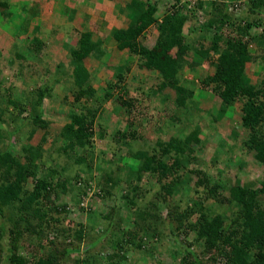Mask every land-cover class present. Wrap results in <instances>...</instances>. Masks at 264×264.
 <instances>
[{
  "label": "rangeland",
  "instance_id": "374dc122",
  "mask_svg": "<svg viewBox=\"0 0 264 264\" xmlns=\"http://www.w3.org/2000/svg\"><path fill=\"white\" fill-rule=\"evenodd\" d=\"M141 1L144 2V7L149 3L158 6L159 11L155 18L161 22L173 0ZM201 1L207 2V4L198 9L196 6L199 0H181V3L187 6L184 14L186 15L190 11L189 15L191 16V20L184 27V36L190 42L188 43L191 44V47L198 50L201 45L205 49L211 47L216 32L215 29L202 32L201 26L210 17L208 7L211 0ZM98 2L103 3L105 0L84 2V6L79 9L78 18L74 19L78 13L76 9L70 13L73 15L71 18L68 17V14L59 16L55 11V16L51 17L52 10L50 8L47 10V8L52 5V0H34V2H29V5L27 0H0V100H3L0 103V111L3 110L0 114V134L2 133L0 135V150L5 152L11 149L15 155H19L24 147L37 146L46 138L47 141L43 144L44 157L41 161V176L49 175L51 170L56 169L54 181H58L62 177V181L67 178L72 186L74 185V189H72L71 184H68L67 194L58 190L50 201L53 204H51L53 209L56 204H67L68 211L59 216L63 227L75 230L80 223L86 226L84 239L80 241L82 248L80 252L65 258L64 248L69 246L68 241L65 237L56 240L55 245L59 250L56 257L62 258L61 264H106V257L109 253L119 252L115 246L123 241V236L126 237L127 233L137 229L134 227L138 220L135 215L142 211L141 206L146 205L154 209L157 204L163 217H166L168 211L175 207L177 211H184L187 207H201L200 203H203L205 199L206 190L197 186L199 175L195 173L196 171L205 173L212 184L215 182L221 184L220 193L226 197L230 195L228 188L231 186L241 183L245 186L259 187L260 182L264 179V166L257 161L255 153L243 145V141H246L250 135L249 131L241 124L242 104L238 102L223 116L219 113L221 101L218 93H215L216 84L207 80L208 77L215 74L216 65L219 62L220 54L215 52H211L207 58H203L194 54L193 49L180 57L183 65L177 73L169 75L160 69H149L146 55L133 54L129 49L124 52L118 51L119 53L111 59L107 47L110 46L109 43L102 42V52L85 60L86 67L92 73L90 84L96 88L97 95L91 100H84L81 104L74 103L73 92L77 90L73 82L72 52L78 47L80 36L86 28H94L97 21L101 24L107 22L102 23L104 13L99 14L98 10L102 9L96 8ZM218 2L222 4L225 0H218ZM68 3L71 4V1ZM123 3L128 5L124 0ZM71 5L73 6V4ZM238 5L236 4L237 8ZM249 6L247 3V5L243 4L242 9L239 10L234 6L229 8V12H234L235 24L223 32L221 46L224 50L225 42L238 36L248 42L250 57L246 64L244 83L259 85L264 79V15H260L261 24L250 29L248 35L237 30L238 26L244 27L258 18L249 11ZM55 8L57 9L58 5ZM122 15H126L128 18L118 26L126 25L125 30H127L134 24L135 18L132 15L128 16L127 10H124ZM28 21L29 27H26L28 32L22 33L23 25ZM43 23H46L45 26ZM49 32L53 35L50 36ZM159 35L155 24L145 30L137 40L140 51H143V48L148 50L154 48ZM35 36L41 38L45 44L41 58L20 59V54H26L29 49L34 48L32 38ZM177 51L173 49L169 54L177 59ZM119 74H123V81L118 82ZM168 80H177L178 85L186 89L184 97L196 100L198 107L189 113L181 107L178 108L180 105L177 103L178 92L170 86H167L166 90L155 97L156 93L152 89H156V86L166 83ZM44 86L53 89V99L47 98L43 104L44 118L50 121V126L43 130L35 129V125L30 123L22 106L28 104V101H32V98L35 97L32 94L33 88ZM123 87L127 89L128 93L122 90ZM105 91L111 92L112 97L100 99ZM119 93L124 94L123 97L138 100L137 108L146 111L149 118H152V120L148 118L140 130L141 134H144L146 142L152 147L156 138L160 137L168 141L176 133L181 135L185 126L188 127L190 119L194 120L196 126L203 128L200 136L202 144L192 147L193 154H184L186 169L179 172L181 183L176 185L175 188L178 191L170 197L171 199L169 198L170 200H164L160 196L163 189L162 184L158 181V175L151 172L140 173L137 160L134 161L128 157L133 148L129 145L117 146V140L113 139L114 134H117L118 130L124 131L127 124L126 118L114 112L115 98L119 96ZM9 98H13L16 102L19 101L20 108L10 105ZM84 106L99 111L94 126L96 130L95 148L91 154H86L88 160L86 164L78 166L74 163L76 157H73V153L68 154L61 150L63 141L60 134L63 128L70 123V113L77 110L80 112ZM170 112L186 122L184 126L168 133L163 128L164 131L155 128L162 125L164 119L161 118L162 113L170 114ZM102 127L108 128L109 138L100 139L98 130ZM11 132L14 133L12 137H10ZM146 147L149 149L148 146ZM134 151L136 150L134 149ZM110 170L115 171V177L120 179L122 192L112 198L97 199L94 193L99 191L102 193L101 189L106 186V174ZM191 172H194V175L189 174ZM77 175L91 181L92 190L88 196L83 197L76 190L74 179ZM24 189L31 192L34 189L33 180H29ZM125 196L133 197L137 204L129 206ZM208 202L210 203L206 208L211 216L215 214L230 216L235 212L229 207L219 206L215 199H210ZM177 207L179 208L177 209ZM5 212L9 232L5 238H0V264H6V258L10 253L9 249L16 248L15 253L25 257L29 256V253L44 256L45 248L50 245L46 244L44 249L40 248L38 238L31 237L27 233H19L14 225L15 219L19 218L17 211L8 207ZM197 218L199 215L195 214L193 221L196 222ZM168 223L167 220L165 225L158 223V226L167 230V228H171V225L167 226ZM106 231L108 233L105 236ZM123 232L126 235H123ZM166 233H168L165 234L168 240L164 241V247L159 245L160 249L155 253L153 260H150L148 255L146 258V254L135 253L134 248L129 246L132 250L129 255L130 263L156 264L161 259L164 264H179V259L186 255L185 249L177 246L176 236L170 235L169 231ZM178 237V240L184 241L187 237L190 242H193L196 233H188L183 229ZM145 240L147 245L156 243L153 238ZM88 245L93 246L87 247ZM193 248L199 250L196 247ZM171 252H175L178 263L174 261ZM203 261L204 264H210L205 258Z\"/></svg>",
  "mask_w": 264,
  "mask_h": 264
},
{
  "label": "trees",
  "instance_id": "16d2710c",
  "mask_svg": "<svg viewBox=\"0 0 264 264\" xmlns=\"http://www.w3.org/2000/svg\"><path fill=\"white\" fill-rule=\"evenodd\" d=\"M244 1L225 0L224 3L219 4L218 0H211L208 7L210 17L201 26V29L202 32L210 29H215L216 32L211 47L206 49L202 45L199 50L192 48L190 42L185 38L184 27L191 20V16L189 15L190 11L186 15L184 14L187 6L181 3V0L172 1L171 7L161 22L155 18L159 11L158 6L149 3L144 7V2L141 0H129L127 2L129 4L127 6L128 16L132 15L135 18L134 24L127 30L115 29L113 37L120 51L129 49L133 54H145L149 69H160L169 75L177 73L183 65L180 57L193 49L194 54L203 58H207L211 52L220 54L215 74L207 78L208 82L216 84L215 93H218L221 101L219 113L223 116L238 102L242 104L241 124L249 131L250 135L246 141H243V145L246 149L254 152L257 161L264 166V79L259 85L244 83L246 64L250 55L248 42L241 36L228 39L225 42L224 50L221 46L223 32L235 24L234 12H229V8L232 6L237 8L236 4H239L237 8L239 10L242 9L243 4L247 5L248 3L249 11L254 17L258 16L246 26H238V31L248 35L250 29L261 24L260 15H264V0H249L247 3ZM205 4L207 2L199 0L196 8L201 9ZM28 24L29 21L23 25L22 33L28 32L26 28ZM153 24L160 33L156 46L149 50L143 48V51H140L137 40ZM92 36L91 32L84 31L78 41V47L72 52L73 82L77 90L73 92L74 103L78 104L84 100H91L97 95V90L90 84L91 74L85 65V60L102 52V41L95 42ZM32 44L34 48L29 49L26 54H20V59L41 58L44 42L35 36L32 38ZM173 49L178 50L177 59L169 54ZM123 80V74H119L118 82ZM167 86L177 90V103L180 104L178 108L181 107L189 113L198 107L196 100L184 97L186 89L178 85L177 80H168L166 83L156 86V89H152L156 93L155 97L166 90ZM32 90L35 97L32 98V101L30 100L31 102L28 101V104H23L22 108H24V113H27L30 123L35 125V129L44 130L50 126V121L44 119L43 104L47 98L53 99V89L44 86ZM122 90L128 93L126 88L123 87ZM123 96L124 94L119 93V96L115 98L114 112L126 118L127 124L124 131L118 130L117 134H114L113 139L117 140V146L129 145L133 148L128 157L134 161L137 160L140 173L151 172L158 175V181L162 184L163 189L160 196L164 200H170V197L178 191L175 188L176 185L181 183L179 172L186 169L184 154H193L192 147L202 144L200 136L203 128L196 126L194 120L190 119L188 127L185 126L181 135L176 133L168 141L160 137L156 138L152 147L146 142L144 134L140 132L149 116L146 111L137 108L138 100ZM109 97H112L111 92L105 91L100 99ZM2 101L1 99L0 103ZM8 101L13 107L19 106L20 108L19 101L16 102L13 98H9ZM98 111V109H89L87 106H84L80 112L72 111L69 115L70 123L63 128L60 134L63 141L61 150L68 154L73 153V157H76L75 165L86 164L88 161L86 154H91L95 148L96 130L94 126ZM2 112L3 110L0 111V114ZM170 114L162 113L161 118H164L162 125L155 128L162 131L165 129L168 133L184 126L186 122L173 115L174 113ZM212 115L211 117L214 119ZM149 119L152 120V118ZM107 129V127L99 128L98 134L101 140L110 137ZM12 134L14 133L11 132L10 137ZM46 141L44 138L37 146L24 147L19 155H15L11 149L5 152L0 150V178L2 180L0 184V218L2 220L0 238H5L9 232L5 210L10 207L12 210H16L19 215L14 223L19 233H27L31 237L38 238L40 248L44 249L46 244L50 245L45 248L44 256L29 253V256L25 257L16 254V248L9 249L10 253L6 258V264H61L62 258L56 257L59 250L55 245L56 240L61 237H65L69 245L64 248L65 258L82 250L80 241L84 239L85 224H78L75 230L65 228L62 226L59 216L68 211L67 204H56L54 209L51 207L52 196L58 190L67 194V186L71 182L67 178L62 181L61 176L60 180L54 181L56 169L51 170L49 175L41 176V161L44 157L43 144ZM195 173L199 175L197 186L206 190L205 199L203 203H200L201 207H187L184 211H177L175 207L168 211L166 217H163L159 205L155 204L154 209L146 205L141 206L142 211L135 215L138 220L135 219L134 227L137 229L127 233L128 236H123V241L115 246L119 252L109 253L106 257V264H131L129 255L132 250L129 246L135 249H133L135 253L146 254V258L148 255L150 260H153L155 253L160 249L159 247H164V241L168 240L167 231L170 235L176 236L177 246L185 249L186 255L179 259V264H204L203 258L210 264H264V179L260 182L259 187L245 186L241 183L231 186L228 188L230 195L226 197L220 193L221 184L216 182L212 184L203 172L196 171ZM189 174L194 175V172ZM29 180L34 182V189L31 192L24 189ZM74 180L76 190L83 197L88 196L92 190L91 181L83 179L79 175L75 176ZM167 180L168 182H166ZM120 184V179L115 177V171L110 170L106 174V186L101 189L102 193L100 191L94 193L95 198L104 199L116 196L117 193L122 192ZM71 187L74 189V185L71 184ZM125 198L129 202V206L137 204L133 197L125 196ZM210 199H215L219 206L229 207L235 212L230 216L224 214L211 216L206 208ZM82 201L81 198V203ZM195 214L199 215L196 222L193 221ZM167 220L169 222L167 226L171 225V228L164 230V227L158 226V223L165 225ZM183 229L188 233H196L195 241L190 242L187 237L184 241L178 240L180 231ZM107 233L108 231L105 232V236ZM123 235L126 233L123 232ZM185 235H187L186 232ZM147 238H153L156 243L147 245L145 240ZM92 246L88 245L87 247ZM193 247L199 250L197 251ZM171 256L178 263L175 252H171ZM156 264H164V262L159 259Z\"/></svg>",
  "mask_w": 264,
  "mask_h": 264
},
{
  "label": "crops",
  "instance_id": "0c3cea01",
  "mask_svg": "<svg viewBox=\"0 0 264 264\" xmlns=\"http://www.w3.org/2000/svg\"><path fill=\"white\" fill-rule=\"evenodd\" d=\"M68 1H71V4H73V6L71 4H69ZM124 1L126 3L129 2V0H124ZM27 2L29 5L30 4L29 2H34V0H27ZM84 2L89 3V2H92V0H52V5H50V7H48L47 10L49 8H50V10H52V12L50 13L51 17L56 12L57 14H59V16H61V14H68V17L71 18V17H73V15H71L70 13H73V11H75L74 9H76L78 11V13L76 12L77 14L74 16V19H77L78 15H79V9H81V7L84 6ZM56 5H58L57 9L55 8ZM74 5H76V6H74ZM128 5L123 3V0H105V2H103V3L98 2L96 4V8L99 7V9H102V10H98L99 14L104 13V18H103L104 20L102 21V23L104 21H107V22H105L104 24H101L97 21L96 26L94 28L93 27L89 28V29L86 28V30H85V31L92 33L93 41L96 42L97 40H100L103 43H105L106 41L109 43L110 46H107V47L109 48L108 52H110V55H111L110 58L111 59H113V56L117 55V53H119L118 51H120L118 49L117 42L113 37V31L115 29H125L126 25H121V26H118V25H120V23L123 24L127 20L128 17L126 15L125 16L122 15L123 16L122 17L121 13L124 12V10H127L129 12L128 7H127ZM44 9H46V8H44ZM46 12H45V15H46ZM88 13H93V12H88ZM59 16H56V17H59ZM93 17L95 18L94 15H93ZM112 18H114L116 21ZM118 18H121V19L118 20ZM97 23H99V24L97 25ZM45 24H44V26H45ZM102 28H103V30H102ZM49 35L51 36L53 34L50 33ZM89 72H90V74H92L90 70H89Z\"/></svg>",
  "mask_w": 264,
  "mask_h": 264
}]
</instances>
